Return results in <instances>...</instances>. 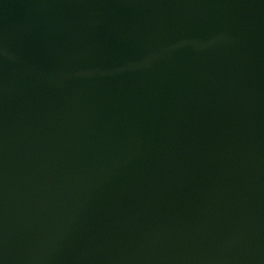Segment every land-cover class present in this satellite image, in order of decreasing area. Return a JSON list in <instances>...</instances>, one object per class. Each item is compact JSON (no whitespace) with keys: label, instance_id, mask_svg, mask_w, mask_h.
Returning <instances> with one entry per match:
<instances>
[{"label":"water","instance_id":"water-1","mask_svg":"<svg viewBox=\"0 0 264 264\" xmlns=\"http://www.w3.org/2000/svg\"><path fill=\"white\" fill-rule=\"evenodd\" d=\"M0 264H264V0H0Z\"/></svg>","mask_w":264,"mask_h":264}]
</instances>
